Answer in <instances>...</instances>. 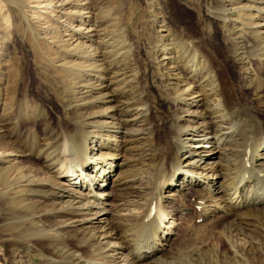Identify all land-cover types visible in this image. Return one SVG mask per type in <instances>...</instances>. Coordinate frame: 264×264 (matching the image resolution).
<instances>
[{"label": "bare ground", "instance_id": "bare-ground-1", "mask_svg": "<svg viewBox=\"0 0 264 264\" xmlns=\"http://www.w3.org/2000/svg\"><path fill=\"white\" fill-rule=\"evenodd\" d=\"M253 2L255 14L250 12L254 8L246 7L247 23L241 25L256 39L255 45L249 48L240 41L239 46L231 40L226 52L235 59L240 49L239 60L251 59L260 66L264 61V0ZM216 10L217 18H228L223 4ZM257 13L263 24L252 21ZM163 49V59L173 64L168 77L175 82L172 88L165 86L170 107L174 111L180 104L185 106V100L195 98V107L201 110L187 111V119L172 114L174 121L161 138L148 121L147 109L139 106L142 97L132 96L127 102L130 93L124 86L117 90V99L105 101H120V107L108 105L98 115L109 119V123L86 122L88 115L78 104L73 108L69 100L64 107L70 116L60 120L59 125L42 121L39 132L34 131V124L10 130V158L31 162L10 165V230L24 228L10 235V247L17 254L25 250L24 241L47 252L51 259L46 264H241L242 255L251 254L246 249L227 256L201 246L178 249L175 262L154 258L170 240V228H161L166 218L173 220L189 211L182 216L187 221L201 219L210 224L221 220L227 239H240L248 246L254 243L250 240L252 232L264 219V115L238 96L226 95L219 83L220 65L200 51L188 50L181 38L171 34ZM164 75L157 72L161 81ZM247 88L254 89L253 82ZM82 100L83 105L88 103ZM95 101L104 103L99 98ZM259 102L264 103V96ZM17 112L21 121L30 120ZM132 113L131 120L128 115ZM116 116L127 117L123 124L126 128L114 121ZM128 125L137 128L127 129ZM93 126L106 133L90 130ZM118 134L125 139L120 141ZM144 144H148L149 151L136 154ZM122 150H130L135 157H124L116 163ZM213 159L218 161L202 165ZM120 166L128 170L117 181L120 207L111 214L115 220L107 222L97 217L93 222L89 216L105 210L98 207L105 203L100 190L103 183L98 182L107 183L112 170ZM54 174L68 179L60 183ZM206 228L212 231L214 226ZM21 256L10 264H22Z\"/></svg>", "mask_w": 264, "mask_h": 264}, {"label": "rangeland", "instance_id": "rangeland-1", "mask_svg": "<svg viewBox=\"0 0 264 264\" xmlns=\"http://www.w3.org/2000/svg\"><path fill=\"white\" fill-rule=\"evenodd\" d=\"M253 1L0 0V264L18 261L21 255L24 256L22 264H46L51 259L39 245L26 241L22 245H26L22 254H17L10 247V235L24 229L18 226L16 230H10V165L17 161H21L19 166L31 165L25 158H10V130L16 127L21 130L34 124V131L39 132L42 121L52 126L59 125L70 116L64 107L69 100L73 108L78 104L82 113L88 115L85 121L92 125L109 123V119L98 115L108 105L120 107V101L115 100L112 104L105 101L117 99V90L124 86L130 93L125 98L127 102L132 96L142 97L139 106L147 109L148 121L158 129V137L161 138L174 121L170 117L172 114L187 119V111L201 110L195 107V98L185 100V106L180 104L174 111L166 99L165 86L172 88L175 82L172 76L168 77L173 64L163 59L162 52L171 34L181 38L188 50L200 51L215 65H220L217 69L219 83L226 95L238 96L241 102H248L264 115V103L259 102L264 96V61L255 66L254 60H239L240 49L236 54L239 59L226 52L227 48H231V40L238 42L239 46L240 41L249 48L255 45L256 39L247 33L248 28L241 25L247 23L249 11L244 10L246 7L254 8L250 12H255ZM218 3L227 10L225 21L216 17ZM258 16L257 13L252 21L263 24ZM240 28L245 31L241 33ZM239 69H242L241 72ZM158 71L165 74L162 81L157 76ZM251 82L255 90L247 88ZM86 92L87 95H83ZM98 98L104 103L96 102ZM82 99L88 103L83 105ZM18 105L19 112L16 111ZM15 112L28 115L30 120L21 121ZM36 113L42 118L39 119ZM134 114L128 115V118L132 120ZM126 118L116 116L114 121L122 126ZM129 128L137 127L128 125ZM89 129L98 134L106 133L100 127ZM118 138L120 141L125 139L123 134H118ZM181 139L188 141L185 136ZM145 149V153L149 151L148 144H144L136 154ZM130 154V150H122L121 157L115 162L119 164L124 157H135ZM136 157L141 158L140 155ZM215 161L218 159L202 165ZM126 169V166L114 168L107 183L98 182L103 183L100 190L105 195V203L98 207L105 210L100 215H90L93 222L97 221V217L107 222L115 220L111 214L120 207L117 181L124 176ZM4 172L8 175L4 176ZM54 176L60 183L68 179L60 178L58 174ZM80 192L84 194L85 191ZM186 203L189 204L188 199ZM187 213L190 212L170 221L166 218L161 224L162 230L170 228V240L165 250L154 258L175 262L179 250L202 246L204 250L217 249L227 256L234 251L250 249L251 254L242 255L241 264H264V219L252 232L250 240L254 243L248 246L240 239H227L220 225L221 220L215 219L210 224L201 219L187 221L182 218ZM191 223L194 225L190 226ZM184 226L187 230L181 229ZM205 226L214 228L209 231Z\"/></svg>", "mask_w": 264, "mask_h": 264}]
</instances>
